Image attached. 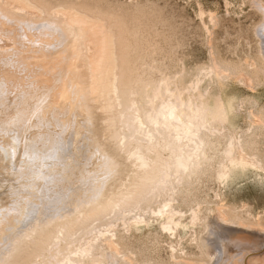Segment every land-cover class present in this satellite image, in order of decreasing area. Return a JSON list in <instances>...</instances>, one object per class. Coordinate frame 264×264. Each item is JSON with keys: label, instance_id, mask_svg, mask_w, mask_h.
<instances>
[{"label": "bare ground", "instance_id": "6f19581e", "mask_svg": "<svg viewBox=\"0 0 264 264\" xmlns=\"http://www.w3.org/2000/svg\"><path fill=\"white\" fill-rule=\"evenodd\" d=\"M84 2L0 0V264H160L139 256L131 229L155 217L175 234L177 188L202 173L209 151L220 154V180L232 165L264 171V66L250 62L251 75L215 63L204 90L198 75L195 95L167 87L175 100L165 99L160 84L150 93L136 83L116 16ZM234 76L245 93L222 87ZM221 137L223 149H208ZM126 158L134 168L124 180ZM200 205L188 220L203 223L197 242L207 259L172 247L170 264H264L262 221L221 202L202 214Z\"/></svg>", "mask_w": 264, "mask_h": 264}, {"label": "rangeland", "instance_id": "374dc122", "mask_svg": "<svg viewBox=\"0 0 264 264\" xmlns=\"http://www.w3.org/2000/svg\"><path fill=\"white\" fill-rule=\"evenodd\" d=\"M50 1L54 2L56 0ZM82 1L87 2V5L89 3L91 8L95 5V9L112 14L113 18L116 16V20H119V24H122V28L126 30V32L124 30V33H128V37H130H127V39L129 43L131 42L130 46H132L130 56H132V68L135 72L133 76L139 78L137 80H141V83L139 81L136 83H139L138 85L141 87L148 82L150 93L160 84L165 99H168L169 96L172 101L175 100L174 96L165 93L167 87L172 93L175 91L176 94V86H180L185 100L195 95L191 84L198 75H201V89L204 90L211 81L207 71L215 63L219 64L221 68H229L228 71L232 73L245 72L249 69L250 73L254 72L249 66L252 61L264 66L260 56H258L259 37L256 32V29L260 26L259 24L264 20V9L256 4H264V0ZM2 38L0 37V43H2ZM214 76L216 81H221L216 75ZM141 77L142 79H140ZM166 77L168 85H166ZM226 81H230L228 82L230 85ZM236 82L237 78L234 76L231 80H223L224 86L222 84V87L232 90L236 95L245 93L246 87ZM226 85L229 87L227 88ZM42 92L44 91L42 90ZM261 97V102H264V95ZM146 99L148 100V97ZM262 132L264 135V130ZM2 134L0 132V135ZM225 139L223 137L218 138L219 144L208 146V149H223ZM259 141L258 148L261 153H264V137L261 136ZM19 152L22 154L19 159L22 160L24 156L23 148L19 147ZM208 154L212 157L205 161L202 173L193 175L192 178L185 177L187 180L184 179V181H188L186 182L188 185L182 182L185 185H180L177 188L179 192L175 194L179 199L173 203L182 212L177 214L175 219L183 224L182 226L180 224L175 234L163 231L160 222L155 217L149 219V225L143 223L140 229L139 227L131 229L130 236L128 235L129 242L140 253L139 256L143 254L142 258L151 259L160 264H170L169 262L172 261L170 257L171 248L173 247L175 254L178 256L182 255L184 258L188 257L187 259L194 260L207 259L204 251H202L203 249L197 242L199 231L203 229V223L198 222L193 225L192 221L188 220L191 219V210L200 204L202 205H200L202 214H205L209 208H215L221 202L224 205H229L230 208L236 206L237 211L243 215L245 214L244 216L247 214L250 219H259L264 224V171L253 169V172H251L253 167L239 164L232 165L224 178L225 181L224 179L220 180L216 176V166L220 154L214 150L209 151ZM17 156L19 154L16 152L12 156V161L17 159ZM125 161L129 166H126L128 171L124 176V180L133 172L132 168H134L128 158ZM19 162L18 159L15 161L17 164ZM12 163L9 162V164ZM227 188L228 190H226ZM191 201L195 202L196 207L194 204H190ZM244 203L245 205H243ZM205 208L206 211H204ZM121 226H123L121 222H118L115 227V230H121L118 232L120 235L126 233L123 231V227L120 228Z\"/></svg>", "mask_w": 264, "mask_h": 264}]
</instances>
